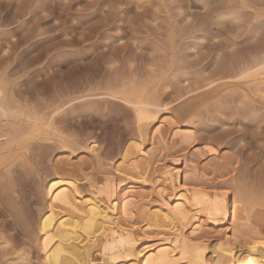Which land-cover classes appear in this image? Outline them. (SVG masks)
Wrapping results in <instances>:
<instances>
[{"label": "rangeland", "instance_id": "rangeland-1", "mask_svg": "<svg viewBox=\"0 0 264 264\" xmlns=\"http://www.w3.org/2000/svg\"><path fill=\"white\" fill-rule=\"evenodd\" d=\"M263 46L264 0H0V74L17 100L57 107L55 127L67 139L66 146L57 140L33 143L25 163L15 161L0 178V264H41L36 233L46 204L41 185L56 174L75 178L82 193L105 198L111 166L137 135L131 109L102 96L103 87L130 74L152 76L168 65L173 52L189 54L192 65L212 73L221 59L244 60ZM89 90L97 96L80 98ZM174 94L171 84L165 102ZM213 141L235 157L237 171L212 182L235 183L264 199V122L227 119L224 126L199 131L192 145L174 150L208 164L205 151ZM161 147H154L149 183L137 189L149 206L162 202L153 184L176 154ZM202 219L203 240L229 230L228 221L214 223L204 214ZM150 237L151 242L157 238ZM99 249L93 250L98 260Z\"/></svg>", "mask_w": 264, "mask_h": 264}, {"label": "bare ground", "instance_id": "bare-ground-1", "mask_svg": "<svg viewBox=\"0 0 264 264\" xmlns=\"http://www.w3.org/2000/svg\"><path fill=\"white\" fill-rule=\"evenodd\" d=\"M247 57L227 56L207 73L189 62V54L173 52L168 65L156 74L153 71L145 79L130 74L103 87L102 96L131 109L137 138L125 143L119 163L111 166L104 199L93 192L82 193L72 176L56 174L41 185L46 204L36 225L40 263L263 264L264 199L235 183L212 182L237 171L235 157L216 141L205 146L208 164L174 150L192 145L199 131L224 126L227 119L264 122V112L260 113L264 110V46ZM171 84L175 94L166 103L163 94ZM94 96V90H89L80 98ZM40 107L17 100L6 75L0 74V178L15 161L25 163L33 143L57 140L66 146V137L54 123L58 108ZM155 145L176 154L153 184L162 202L149 206L137 189L149 183ZM203 214L214 223L228 221L229 230L211 241L203 240ZM150 236L157 238L151 242ZM97 246L99 260L93 257Z\"/></svg>", "mask_w": 264, "mask_h": 264}, {"label": "snow or ice", "instance_id": "snow-or-ice-1", "mask_svg": "<svg viewBox=\"0 0 264 264\" xmlns=\"http://www.w3.org/2000/svg\"><path fill=\"white\" fill-rule=\"evenodd\" d=\"M136 264H142V261H137Z\"/></svg>", "mask_w": 264, "mask_h": 264}]
</instances>
